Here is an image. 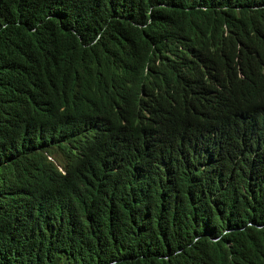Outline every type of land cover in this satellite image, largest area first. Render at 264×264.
Segmentation results:
<instances>
[{"label": "trees", "instance_id": "trees-1", "mask_svg": "<svg viewBox=\"0 0 264 264\" xmlns=\"http://www.w3.org/2000/svg\"><path fill=\"white\" fill-rule=\"evenodd\" d=\"M0 264H264V0H0Z\"/></svg>", "mask_w": 264, "mask_h": 264}]
</instances>
